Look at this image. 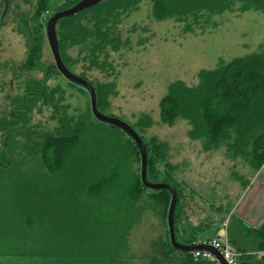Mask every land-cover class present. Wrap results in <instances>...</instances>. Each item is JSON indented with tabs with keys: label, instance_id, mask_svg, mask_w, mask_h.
<instances>
[{
	"label": "trees",
	"instance_id": "obj_1",
	"mask_svg": "<svg viewBox=\"0 0 264 264\" xmlns=\"http://www.w3.org/2000/svg\"><path fill=\"white\" fill-rule=\"evenodd\" d=\"M51 1L39 0L35 20L41 19L52 9ZM141 1L109 0L70 19L61 20L58 24L61 25L62 34L58 42L65 65V44L80 46L87 42L88 36H94L101 45H113V50L118 49L102 26L91 33L88 28L75 24L85 14L98 12L99 16L106 9L107 23L108 18L119 10L136 9ZM150 1L152 16L156 21L175 20L176 23L185 24L189 30H192L190 21L197 27H202V22L208 25L213 18L231 12L236 4H241L240 11L243 13L255 11L264 14V0ZM69 8L67 6L64 10ZM42 27V23H39L35 28V38L33 34L28 38L30 50L26 66L29 68L35 67L42 58ZM50 72H46L42 82V91L45 90L43 95L28 93L25 108L21 109L25 114L33 98L46 97ZM82 78L95 87L98 108L101 104L108 106V98L116 94V86L113 83L94 85L85 76ZM198 79L195 87L180 81L169 87L168 94L159 105L161 123L173 127L179 119H183L191 128L188 136L193 141H200L204 151L224 148L227 157L240 158L251 169L259 171L264 166V46L258 52L234 59L228 64L220 62L214 70H203L198 74ZM57 123L54 134L43 135L38 145L42 172L23 175L16 182L4 185L7 196L1 204L10 207L12 212L9 215L3 214L0 206V235L15 234L16 237L22 234L24 237L29 235L27 239H30V230L35 229L32 225L37 221L40 227L50 229L61 243L58 254L64 260L58 264H129L125 260V252L131 231L142 220L147 208L154 212V216L167 220L171 194L168 191H150L143 186L141 168L137 171L134 168L135 163L141 162L140 151L129 137L125 143L103 142L99 134L89 126L87 116H62ZM138 125L148 130L153 121L144 116L139 119ZM16 126H10L5 131L15 129ZM112 128L123 134L121 130ZM141 138L148 150V181L159 183L157 180L163 175L165 179L162 183L172 185L178 193L175 232L177 242L180 243L176 218L183 203L182 190L187 186L175 178L177 168L168 161V147L158 143L156 138L149 143ZM80 196H102L106 204L104 207L99 206L91 219L88 214L82 216L77 213L73 217L72 210L88 208L83 204L77 205L75 199ZM14 202H18L16 208ZM20 207L23 208L17 210ZM97 211L104 213L97 214ZM10 222L14 230L5 234L4 228H12ZM35 234L39 236L37 232ZM229 234H233L228 238L229 245L234 252L239 253L240 264L261 263L255 262L257 258L251 253L256 251H250V248L264 251V226L254 230L231 222ZM194 235L180 244L193 246L196 239ZM39 237L45 240L48 236ZM192 254L175 250L169 238L162 247L161 259L152 258L145 264H214L194 260Z\"/></svg>",
	"mask_w": 264,
	"mask_h": 264
},
{
	"label": "rangeland",
	"instance_id": "obj_2",
	"mask_svg": "<svg viewBox=\"0 0 264 264\" xmlns=\"http://www.w3.org/2000/svg\"><path fill=\"white\" fill-rule=\"evenodd\" d=\"M78 1L82 0H52V9L41 19L35 20L39 0H9V10L0 28V164H8L4 151V132L10 126H17L6 132L12 166L9 169L0 167V206L3 214L12 212L10 207L1 204L7 196L4 185L16 182L23 175L42 172L38 145L43 135L54 134L57 120L62 116H87L89 126L103 142L125 143L128 140L124 133L94 118L90 97L85 89L52 69L55 62L47 40V22L53 15ZM240 7L241 4L234 5L231 12L213 18L210 24L202 22V27L190 21L192 30L175 20L156 21L152 16L150 0H142L136 9L119 10L108 18L107 23L106 9L99 16L98 12H89L75 24L88 28L91 33L102 26L118 49L113 50V45L99 44L94 36H88L87 42L80 46L66 43L63 49L64 61L74 74L85 76L94 85L113 83L116 86V94L108 98V106H100L103 115L128 123L148 143L156 138L158 143L168 147V161L177 168L175 178L182 182L179 174L183 171V178L188 179L183 181L187 187L182 190L184 198L181 210H192L194 206L198 208L200 201L205 204L207 211L209 207L212 210L216 207L215 213L226 209V187L230 180H234L230 179V175L244 177L242 172L249 168L240 158L225 157V151H204L200 141H193L188 136L191 128L185 120L179 119L173 127L163 125L159 106L172 84L180 81L195 87L201 71L214 70L220 62L228 64L234 59L256 53L264 46V14L255 11L243 13ZM4 8L6 1L1 0L0 18ZM39 23L43 25L42 58L35 67L29 68L26 66L30 50L28 38L32 34L35 38V28ZM56 31L60 40L61 25H57ZM48 70L51 75L47 82L46 97L33 98L26 114L18 110L25 108L28 93L42 91V82ZM18 116L21 119H17ZM144 116L153 121L148 130L138 125L139 119ZM21 121L22 125H18ZM134 168L140 170L141 162L135 163ZM157 168L161 169L159 166ZM164 179L162 175L157 181L162 183ZM75 200L78 201L77 205L83 204L88 208L72 210L73 217L79 213L82 216L88 214L91 219L98 207L106 204L102 196H80ZM216 203L223 206L219 207ZM14 205L16 208L18 202H14ZM145 210L142 220L130 233L126 259L131 264H145L152 258H160L164 242L169 239L167 220L154 216V212L148 208ZM181 210L177 212L178 228ZM103 213L97 211V214ZM215 213L211 214L214 216ZM222 217L218 216L217 228L222 225ZM9 226L12 228L3 229L5 234L13 232V225ZM17 226L25 228L23 225ZM32 227L39 236H48L43 243L52 251L61 248L57 236L50 229L40 227L37 221ZM216 229L211 226L203 237L216 236ZM220 237H224V232L220 233ZM14 238L15 234L0 235V264L3 245L14 242ZM182 240L179 238L180 243ZM12 264L37 263L20 260Z\"/></svg>",
	"mask_w": 264,
	"mask_h": 264
},
{
	"label": "crops",
	"instance_id": "obj_3",
	"mask_svg": "<svg viewBox=\"0 0 264 264\" xmlns=\"http://www.w3.org/2000/svg\"><path fill=\"white\" fill-rule=\"evenodd\" d=\"M214 151H225L224 156L227 157V152L224 148ZM242 173L245 174L244 177H236L233 174L230 175V179L234 180H230L226 187V191L228 192L225 196L226 209L215 213L217 208L215 207V209L213 208L212 210V207H209L207 211L205 204L200 201L198 208L194 206L192 210H181L178 216V229H181L179 236L181 240L183 239L182 241L186 242L193 233L196 238L194 245H200L215 237L210 236L209 238H205L203 236L206 235V231H209L211 226L214 229L217 228L219 215H223L221 219L222 225L215 230L216 234L220 235V233L224 232L222 226L224 223H227L228 238L233 235L229 234L231 222L232 224H243L246 228L254 230H258L264 226V166L259 171H254L249 167ZM179 176L182 183H185L183 181H188V179L185 180L183 178V171H181ZM188 184L191 185L189 182ZM216 204L220 205L219 203ZM221 205L219 207H221ZM212 212H214L216 216H213L211 214ZM184 230H186L185 233L182 232ZM30 231L32 232V237L30 239H27L29 235L24 237L22 234H18L14 242L5 243L3 245L4 253L1 258V264L17 263L20 260L35 262L37 264H58L59 261L64 260H61L62 255L58 254L60 248L56 252L52 251L47 244L43 243L45 240L35 234V232H37L35 229ZM250 251H256L255 253H251L257 258L255 262H261L260 264L264 263L262 261L264 251H260L258 248H250ZM235 253L240 260L239 253L237 251ZM126 257L125 260H127ZM129 264H131L130 261Z\"/></svg>",
	"mask_w": 264,
	"mask_h": 264
},
{
	"label": "water",
	"instance_id": "obj_4",
	"mask_svg": "<svg viewBox=\"0 0 264 264\" xmlns=\"http://www.w3.org/2000/svg\"><path fill=\"white\" fill-rule=\"evenodd\" d=\"M109 0H82L77 3L75 6L56 13L53 17L50 18L46 27V35L49 43L51 53L54 58V68L69 82L78 85L85 89L90 97L91 102V112L94 118L102 124H106L112 127H115L125 133L138 147L141 157V182L143 186L154 192L159 191H168L171 194V203L168 212L167 225L169 230V238L172 246L175 250L180 252H194V251H208L212 253L219 261L220 264H227L222 257V255L212 247L208 245H193L187 246L177 242L176 232H175V213L178 204V193L176 189L166 183H151L147 179L148 173V150L141 136L128 124L113 117H107L103 115L97 105V93L95 87L86 79L74 74L62 60L58 37H57V24L63 19H70L84 11L97 7L98 5L107 2ZM9 4V2H8ZM0 166H2L0 164Z\"/></svg>",
	"mask_w": 264,
	"mask_h": 264
},
{
	"label": "built area",
	"instance_id": "obj_5",
	"mask_svg": "<svg viewBox=\"0 0 264 264\" xmlns=\"http://www.w3.org/2000/svg\"><path fill=\"white\" fill-rule=\"evenodd\" d=\"M222 227L224 229L223 238H221L220 235H217L209 241L204 242L200 245H208L213 249L217 250L222 255L227 264H240L237 254L232 250L229 245L227 223H224ZM192 256L194 260H203L214 264H220L218 259L208 251H195L193 252Z\"/></svg>",
	"mask_w": 264,
	"mask_h": 264
},
{
	"label": "flooded vegetation",
	"instance_id": "obj_6",
	"mask_svg": "<svg viewBox=\"0 0 264 264\" xmlns=\"http://www.w3.org/2000/svg\"><path fill=\"white\" fill-rule=\"evenodd\" d=\"M6 1V8H4V11H3V14H2V16H1V18H0V28L2 27V23L4 22V20H5V17H6V15H7V12H8V10H9V4H8V2H9V0H5ZM0 2H1V0H0ZM50 20V19H49ZM48 20V21H49ZM2 24V25H1ZM47 24H48V22H47ZM52 68H54V66L52 67ZM49 72H50V70H49ZM45 93V90H43L42 91V93H36V92H32V93H30V94H33V95H35V96H39V95H43ZM22 109V108H21ZM20 109V110H21ZM22 111V110H21ZM15 117V116H14ZM20 117L18 116L17 117V119H19ZM21 119V118H20ZM22 123H23V121H21ZM20 125H22V124H20ZM6 132L7 131H5L4 132V137H5V141H4V151H5V154H6V157H7V159H8V164L7 165H4L3 163H1V165H2V167L4 168V169H9L11 166H12V161H11V158H10V150H9V144H8V140H7V138H6Z\"/></svg>",
	"mask_w": 264,
	"mask_h": 264
}]
</instances>
